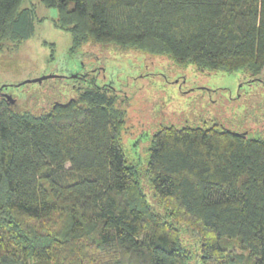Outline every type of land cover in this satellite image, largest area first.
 Listing matches in <instances>:
<instances>
[{"label":"trees","instance_id":"obj_1","mask_svg":"<svg viewBox=\"0 0 264 264\" xmlns=\"http://www.w3.org/2000/svg\"><path fill=\"white\" fill-rule=\"evenodd\" d=\"M41 2L74 49L120 44L256 81L264 71V0ZM25 4L0 0V50L34 35ZM124 103L97 84L42 114L0 102V264H264V135L158 130L146 175L160 214L123 149Z\"/></svg>","mask_w":264,"mask_h":264},{"label":"rangeland","instance_id":"obj_2","mask_svg":"<svg viewBox=\"0 0 264 264\" xmlns=\"http://www.w3.org/2000/svg\"><path fill=\"white\" fill-rule=\"evenodd\" d=\"M35 33L18 48L11 41L0 50V102L15 111L42 114L54 104L76 99L97 84L112 87L128 113L123 133L127 161L138 166L140 182L155 210L146 175L148 148L161 128H209L264 135V71L253 80L243 70L225 72L177 66L171 56H156L120 44L89 43L74 49L69 32L54 21L57 9L41 0ZM261 133V134H258ZM186 240L196 244L193 234Z\"/></svg>","mask_w":264,"mask_h":264}]
</instances>
